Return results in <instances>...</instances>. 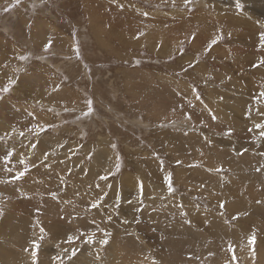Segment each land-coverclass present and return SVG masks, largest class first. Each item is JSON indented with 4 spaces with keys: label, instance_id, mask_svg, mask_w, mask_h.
<instances>
[{
    "label": "rangeland",
    "instance_id": "obj_1",
    "mask_svg": "<svg viewBox=\"0 0 264 264\" xmlns=\"http://www.w3.org/2000/svg\"><path fill=\"white\" fill-rule=\"evenodd\" d=\"M236 2L194 0L189 12L183 0L175 6L172 0H21L17 7L0 0V88L15 81L0 101V264H28L23 247L39 236L37 222L47 232L43 264L57 254L71 264L62 251H71L66 236L96 230L93 219L111 233L110 242L78 253L75 264H226L229 245L238 264H264V204L256 203L264 200V171H255L264 164V138L254 127L264 122L257 114L264 112V66H255L264 58V7L239 0L237 9ZM221 32L224 38L205 54ZM87 100L91 117L83 115ZM36 125L54 127L37 137L29 131ZM13 148L17 157L6 165L2 157ZM100 151L109 164L98 169ZM19 159L37 167L4 183L22 170ZM168 173L176 189L171 197ZM97 198L101 207L89 210ZM253 230L255 260L247 244Z\"/></svg>",
    "mask_w": 264,
    "mask_h": 264
},
{
    "label": "snow or ice",
    "instance_id": "obj_2",
    "mask_svg": "<svg viewBox=\"0 0 264 264\" xmlns=\"http://www.w3.org/2000/svg\"><path fill=\"white\" fill-rule=\"evenodd\" d=\"M21 0H15V3L12 5V7H17L20 4ZM194 2V0H183L184 6L188 9L189 12L193 11V8L188 7L189 5H192ZM198 2V0H197ZM176 0H172V5L175 6ZM236 8L237 9H242L243 5L239 2V0H237L236 2ZM5 12L10 11L9 8H5L4 9ZM144 16H147L148 14L145 12L143 14ZM144 35L143 32L139 33V36ZM139 36L137 38H139ZM224 38V34L221 32L219 35H217L214 39L211 40V42L209 43V45L207 46V48H205L204 52L205 54H207L208 51L211 50V48L217 44L220 40H222ZM195 39V35H192L190 37V40H194ZM260 44L259 47L261 49H264V33L260 34ZM52 47V42L49 41L47 42L44 46H43V52L44 53H48L50 51V48ZM75 54L77 59L80 58V50H79V45L77 44L76 48L74 49ZM181 54L183 52V50L181 49ZM19 59L21 60H28L30 59V57L28 56H21L19 57ZM198 62V61H197ZM137 64H139V61H136ZM256 67H260V66H264V58H261V60L259 61V63L257 65H255ZM5 67H7V65H5ZM194 67L193 64H189V68ZM188 69H184V71H187ZM230 79V78H229ZM15 87V81L12 79H9L8 84L2 88H0V101H3L7 94H9L13 88ZM192 93L195 95L196 100L200 101L203 104V100L199 95V92L197 90L196 87L192 88ZM259 96L261 98H264V92H260ZM205 107H207L205 105ZM16 111H19V109H16ZM48 111H53V109L49 108ZM65 111H67V109H65ZM94 113V108H93V101L92 100H87L86 101V111L83 112V115L85 117H91ZM210 115L212 116V119L215 121L217 119V117L211 113V110H209ZM257 114L259 116L264 117V112H261L259 109L257 110ZM28 115L33 117V119H35V116L32 112H28ZM191 119V115L190 114H185V121H188ZM174 123V122H173ZM164 126V125H161ZM50 127H54V125H36L34 126V128H30L29 131H33L35 130V135L37 137H39L41 134H43L44 132L48 131V129ZM255 129L257 130H261L260 131V137L264 138V122H258L254 124ZM249 131H252V129L250 128ZM13 132H16V130H13ZM19 136L23 137L25 134L24 132L20 131L17 133ZM6 135H8L6 133ZM185 135H187V132H185ZM226 135H231V130H229ZM5 137H0V141H4ZM39 141L37 140L36 143H31L29 145V147L33 150H35L37 148ZM112 147L115 149L116 145L113 144ZM244 151H247V149H245ZM238 155H243V152H238ZM262 156H264V153H261ZM13 157H17V153L15 152L14 148L11 150H6L5 154L3 155L2 159L5 162V164H10ZM89 160L92 159V156L89 155L87 157ZM42 159L44 161H47L49 159V153L45 152L43 153ZM19 163L23 166L22 170H18L15 172L14 175L11 176V178L9 180L3 181L4 183H12L15 184L17 181H21L23 180V178L30 173L31 169L33 167H37V165L33 162L31 164V166L29 165L28 162H26L24 159H19ZM181 161H177V164H180ZM163 165V161H161V166ZM46 168H51L50 165L45 164L44 165ZM115 169L117 172H119L120 170V158L119 156L116 157V163H115ZM9 172H11V169H8ZM209 171H212V169H209ZM224 171V169L222 167H217L215 169V172L217 173H222ZM255 171L257 173H260L262 171H264V164H261L259 167L255 168ZM101 180H107L108 179V175H104L100 177ZM221 179H223V177H221ZM38 182V181H37ZM61 183L63 184L64 181L61 178ZM164 184L167 187V193L169 195V197H171L176 189L173 186V178H172V174L168 173L165 177H164ZM97 188L100 187L99 184L96 185ZM108 187H111V185H109ZM139 187L142 191L143 189V182L140 181L139 182ZM19 191V189H17ZM104 195L106 196L107 193L105 192ZM21 197L25 198V199H31V197L27 196L26 193H21ZM51 198L53 200H57L58 201V197H57V193L56 192H52L51 193ZM100 199L101 198H97L96 200L92 201L89 205V210H95V209H99L101 207V203H100ZM66 203H70V201H66ZM257 204H264V200H257L256 201ZM225 204L226 202L221 201L219 202V210H220V215L224 216V209H225ZM116 207L119 208V198L117 197V203H116ZM180 209V215L182 217L187 216L188 214L183 211V205H178L177 206ZM139 210V209H137ZM37 211L39 212V209H37ZM63 211V210H61ZM5 214L4 209L0 208V217H3ZM61 219H64L63 216L60 217ZM77 217L73 216L72 219H76ZM111 216L109 215L107 217V220L110 222L111 221ZM232 220H238L239 219V215H233L231 217ZM91 223L93 225H95L96 230H92L89 231L88 229H82L78 231V234H68L66 236L65 239V243H67L68 245H71V251H69L68 248H63L62 251L68 256V260L71 262V264H75V261L73 258H76L78 256V253L81 252H86L90 254V249L92 248V246L99 244L101 247H105L109 244L110 242V237H111V233L107 232L104 229H100L99 225H96L95 220L93 219L91 221ZM186 224H191L190 220H185ZM225 223H228V221H225ZM35 227L39 228V236L31 239L30 243L25 245L23 247V251L28 253L29 256V262L28 264H43V262L40 260V255H41V248H42V242L45 239V236L47 235V232L45 230L44 227L40 226L39 223L37 222V224L35 225ZM97 230L102 231L103 232V238L97 240L96 239V235H97ZM256 241H257V234L256 231H251L250 235H248L247 237V244H248V251L250 252L251 258L253 260H255V257L257 255V252L255 250V245H256ZM80 245L85 246L83 249H81ZM58 248L60 247L59 244L56 245ZM228 252L232 253V255L228 258V260L226 261V264H238V257L235 255V248L232 245L228 246ZM209 255H214V253H209ZM97 259H99V257H97ZM49 264H65L64 259L61 257V255L57 254L54 256L50 257V262ZM153 264H156L155 261H153Z\"/></svg>",
    "mask_w": 264,
    "mask_h": 264
},
{
    "label": "bare ground",
    "instance_id": "obj_3",
    "mask_svg": "<svg viewBox=\"0 0 264 264\" xmlns=\"http://www.w3.org/2000/svg\"><path fill=\"white\" fill-rule=\"evenodd\" d=\"M248 1V0H246ZM252 2H255L257 4H262L263 7H264V1L263 0H250ZM106 153V152H105ZM104 152L100 151L98 154H97V157L95 159V165L98 167V169L100 168H104V167H107V165L109 164L108 163V156L107 154H105ZM3 233V231H1V234ZM8 239V238H7ZM11 242V241H10ZM8 246V245H7ZM46 263V262H45Z\"/></svg>",
    "mask_w": 264,
    "mask_h": 264
}]
</instances>
